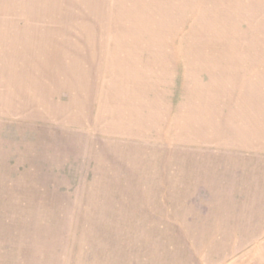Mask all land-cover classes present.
<instances>
[{"label": "rangeland", "instance_id": "374dc122", "mask_svg": "<svg viewBox=\"0 0 264 264\" xmlns=\"http://www.w3.org/2000/svg\"><path fill=\"white\" fill-rule=\"evenodd\" d=\"M0 264H264V0H0Z\"/></svg>", "mask_w": 264, "mask_h": 264}, {"label": "crops", "instance_id": "0c3cea01", "mask_svg": "<svg viewBox=\"0 0 264 264\" xmlns=\"http://www.w3.org/2000/svg\"><path fill=\"white\" fill-rule=\"evenodd\" d=\"M208 235V234H207ZM209 247L208 248H210V244H207Z\"/></svg>", "mask_w": 264, "mask_h": 264}]
</instances>
